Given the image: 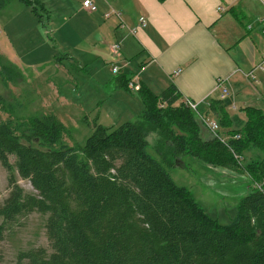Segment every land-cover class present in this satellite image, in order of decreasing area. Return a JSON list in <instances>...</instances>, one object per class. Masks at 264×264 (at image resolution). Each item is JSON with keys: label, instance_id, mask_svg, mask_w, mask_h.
<instances>
[{"label": "trees", "instance_id": "1", "mask_svg": "<svg viewBox=\"0 0 264 264\" xmlns=\"http://www.w3.org/2000/svg\"><path fill=\"white\" fill-rule=\"evenodd\" d=\"M7 1L0 0V10ZM18 1L43 21L39 0ZM0 66L6 84L14 67L2 59ZM141 96L144 108L135 120L93 124L82 146L65 143L68 130L53 115L0 119V166L10 188L0 203V261L6 233L36 213L44 218L48 246L18 249L9 264H264V111L247 108L246 119L233 122L224 97L211 99L203 115L179 101L173 84ZM12 98L0 93V111L22 110ZM207 114L218 127L234 129L203 138L197 115ZM235 131L238 138H224ZM150 133L159 136L150 147L154 155L147 150ZM246 144L263 154L246 165L260 186L249 187L222 225L170 170L176 158L188 156L239 172L230 169L242 166L231 153L240 155ZM15 172L34 192L16 183Z\"/></svg>", "mask_w": 264, "mask_h": 264}, {"label": "crops", "instance_id": "2", "mask_svg": "<svg viewBox=\"0 0 264 264\" xmlns=\"http://www.w3.org/2000/svg\"><path fill=\"white\" fill-rule=\"evenodd\" d=\"M83 1L39 0L43 6V28L50 27L56 45L50 46L43 36V52L30 66L43 65V76L58 70L71 75L67 67L72 66L71 69L80 70L88 77L81 83L71 77L76 88L79 87L69 99L50 79H43V91H46L43 105L48 106L52 100L60 105L62 121L57 119L59 122H71L66 118L67 113L77 107L71 123L78 125V112L93 104H96L94 109L100 108L104 117L111 119V107H122L127 99L137 104L139 114L144 108L141 92L159 95L170 84L177 89L179 101L194 102L203 115L211 99L224 97L230 102L226 110L233 122L244 121L247 108L264 111V0H90L96 7L94 11L86 9ZM6 7H10L13 15L8 17L5 27L21 24L18 20L22 15L26 17V24L41 23L30 7L17 0L7 1L0 12ZM55 11L59 12L57 19L53 17ZM140 18L145 20L144 25L140 24ZM5 22L3 19L2 26ZM2 36L7 38L5 33ZM1 43L7 45L0 41V59L17 68L13 69L15 75L23 80L18 63L25 66L26 62L22 58L13 59L14 52L6 53ZM115 43L119 48L113 52L111 46ZM113 66H118L117 74L112 72ZM256 66L262 70H254V78L248 76ZM219 80L227 91L224 97H221ZM129 82L137 84L139 89H131ZM2 85L5 84L2 82ZM106 86L111 91L109 94L101 90ZM106 107L108 113L104 110ZM100 111L91 124L107 127L101 121H113L101 117ZM207 115L206 118L214 119ZM81 122L88 120L81 117ZM201 134L205 136L206 132ZM158 138L156 134L155 142ZM184 158L189 159L184 166L170 170V174L180 173V177L172 174L174 182H191L188 190L208 216L222 225L227 224L236 209L231 205L225 211L223 206L230 197L243 196L250 180L227 168ZM189 164L202 174L193 171ZM176 184L187 189L181 183ZM193 188L198 190V197L193 195ZM206 189L216 204L210 205L201 197V190Z\"/></svg>", "mask_w": 264, "mask_h": 264}, {"label": "rangeland", "instance_id": "3", "mask_svg": "<svg viewBox=\"0 0 264 264\" xmlns=\"http://www.w3.org/2000/svg\"><path fill=\"white\" fill-rule=\"evenodd\" d=\"M19 6L23 8L21 4ZM9 10H10V7L8 8L6 7L5 10L0 12V41H4L7 43L6 46H4V44L1 43V46H3L7 50L6 53L8 54L14 52L13 59L19 58L21 60L22 58V61L26 62V65L24 66L18 63L19 67L22 68V77L24 81L16 76L13 79H8L5 85H2V82L0 81V93L4 95L9 100V102H12V99H13L12 97H14L16 100L22 103L23 108L16 115L14 114L9 115L6 112L0 111V119H3V120L12 119L14 122L15 121H26L30 116H32V114L45 113L48 115H53L56 119L61 120L62 110L59 109L60 105L57 102H55L54 100L50 101L48 103L49 107L46 105H43L44 103L43 94L46 93L45 90L43 91V79H48V80L50 79L53 86L57 88L62 95H64L67 99H69L72 95H74V91L79 87L77 86L76 88L75 82L73 80H70L71 77L75 78L76 80H79L80 81L79 83L86 80L88 77L86 76L85 73L81 72L80 70H76L74 68L71 69L72 66L67 67V70L71 73L72 76L67 75V74H62L61 70H58L57 73H53L52 75L43 76V65H40L41 67L39 66L37 67L35 65L30 66V63H33L36 56H38L39 53L43 52V36L48 41L50 46L56 45V43L52 41V34L49 31L50 27L43 28V21L41 23L37 21V24L35 26L33 24L32 25L26 24L27 21H25L26 20L25 15H22L20 19L18 20L21 24H16L10 28L5 27V25L7 24L8 17L13 15V12H9ZM41 14L43 15L42 12ZM33 17L34 16H32V18ZM53 17L57 19L59 17V12H56V11L53 12ZM3 19H5L6 22L2 26ZM35 21L36 20L34 19L33 23ZM4 33L7 35V38H3L2 35ZM15 70H18V69L15 68ZM52 71L55 72V70H52ZM73 71H76L77 73L74 74ZM108 87L109 86L101 88V90L105 89L103 93L109 94L111 92L110 90L107 89ZM94 105L96 104L83 107L81 112H78L77 114V119H79L78 125L76 123H71V122H74L73 117L75 116V113L77 112V107H75L70 113H67L68 116L66 118H68V121H71V122H64V123L62 122V123L69 130L70 135H71V137L68 136V138L66 137L64 139L65 143L68 144L69 146H74V145L82 146L85 143L87 137L92 132L93 128H92L91 123L92 121L95 120L96 116L99 115V111L101 110L100 108L94 109L95 107ZM103 107L104 106H102V108ZM47 109H51V111H47ZM104 110L106 111V113L109 112L107 107L104 108ZM15 111L16 109H14V112ZM138 111H139V108H137V104L134 103L131 99H127L126 103H122V107H118V108L111 107L110 112H109V117L111 119L105 118L103 112L100 111L101 117H103L105 120L113 121V122H109V121H101V122H103L105 126L111 125L112 123H116V125H119L124 121L135 120L137 118ZM80 113H82L81 116L79 115ZM81 117L86 118L88 122L86 123L81 122ZM197 118H198L199 131L200 132L205 131L208 137H206V135L205 136L201 135V136L203 138L204 137L215 138L216 137L215 134L211 133L205 127L199 115H197ZM208 120L215 121V119H211V118L210 119L208 118ZM228 129L232 130L234 128L232 127V125L227 126V127L222 126L220 129V133L224 134V131H227ZM238 135L239 134L235 131V132L229 133L228 135L224 136V138L226 139L228 138L230 140L233 137H238ZM155 138H156V133L149 134V137H148L149 146L147 150L152 155H154V152L151 149L152 147L150 148V144H152V146L156 144ZM216 138H218V136ZM233 139H236V138H233ZM231 155H233L236 161L240 163L242 166L237 165L238 167L233 166L230 169L239 168V172H236V173L246 175L247 178L250 180L249 186L248 188L245 189V191L246 192L249 191V187L250 188L254 186L259 187L260 184L258 182L251 181L252 173L250 172V170H248L249 167H247L246 165H248L251 161L255 160L256 158L262 156L263 154L261 153V151L255 148H252L250 144H246L245 148L242 150V153H240V155H238L236 152H232ZM184 157H188V156H184ZM184 157L176 158V161L174 163L175 168L179 166H184L187 163L189 159L184 158ZM189 166L193 171L197 170L196 171L197 173L202 174V171L199 169H196L192 164H189ZM13 174H15L16 183L26 193L34 192L28 180L21 179L17 175L16 172ZM172 174L178 175L180 177V173L174 172ZM172 174H171V177L175 180ZM176 183H181L185 185L187 189L191 185V182H187L186 180H183L182 182L179 181ZM195 183L198 184V182H195ZM203 183H206V182H203ZM228 185H230L229 182H228ZM194 188L192 189V193L193 195L198 197L199 195L198 190ZM202 188L205 189V187L203 186ZM9 189L10 188L7 183V173L0 166V203L3 201L5 197H7ZM201 193L203 195L201 197L207 199L205 200V202H208L210 205L216 204V201L213 198V195L211 193H208L207 189L201 190ZM241 196L230 197L229 200L227 199V205L225 204L223 206L225 208V211L228 210L229 207H231V205L234 206L237 200L239 199V197ZM195 200L197 202L199 201L196 198ZM43 220L44 218L41 215L32 213L26 219H21L20 225L14 228L13 232H10L8 234L6 233V236H5L6 239L2 243L1 254H3V259L2 261H0V264H9L13 260V257L15 256L16 251L18 249H22V248L25 249L29 246H43V247L48 246V242L44 235ZM213 220L217 221V219H213Z\"/></svg>", "mask_w": 264, "mask_h": 264}, {"label": "built area", "instance_id": "4", "mask_svg": "<svg viewBox=\"0 0 264 264\" xmlns=\"http://www.w3.org/2000/svg\"><path fill=\"white\" fill-rule=\"evenodd\" d=\"M82 5L84 7H86V9L90 10V11H94L96 9L95 5L90 1V0H84ZM116 16H118V13H115ZM144 19L143 18H140L139 22L141 25H144ZM262 34H264V28L262 30ZM119 48V44L118 43H115L111 46V50L113 52H116V50H118ZM256 69H261L262 68L260 66H256L254 67L247 75L254 78L255 77V72L254 70ZM112 72L114 74H117L118 72V66H113L112 67ZM178 73V70L175 71V75ZM218 85L221 87L222 91H221V97H224L225 94L227 93L226 91V88L222 86V81L219 80V83ZM128 86L132 89H135V90H138L139 89V86L137 84H134L133 82H129L128 83ZM183 103L188 106L191 110H193L194 112H197V104H195L194 102L188 100V99H184L183 100ZM202 122L205 124V126L209 129V131L213 134H215V136L217 137L218 134L216 133V131L218 130V124L215 122V121H212V120H208V118H202L200 117ZM233 138H238V137H233Z\"/></svg>", "mask_w": 264, "mask_h": 264}, {"label": "bare ground", "instance_id": "5", "mask_svg": "<svg viewBox=\"0 0 264 264\" xmlns=\"http://www.w3.org/2000/svg\"><path fill=\"white\" fill-rule=\"evenodd\" d=\"M212 135V134H211ZM214 137V136H213Z\"/></svg>", "mask_w": 264, "mask_h": 264}]
</instances>
